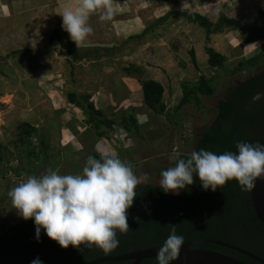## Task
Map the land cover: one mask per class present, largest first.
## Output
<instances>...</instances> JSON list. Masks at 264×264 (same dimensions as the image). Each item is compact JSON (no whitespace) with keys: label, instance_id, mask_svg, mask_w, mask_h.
I'll return each mask as SVG.
<instances>
[{"label":"rangeland","instance_id":"374dc122","mask_svg":"<svg viewBox=\"0 0 264 264\" xmlns=\"http://www.w3.org/2000/svg\"><path fill=\"white\" fill-rule=\"evenodd\" d=\"M254 2L113 0L112 19L93 13L88 22L93 32L77 47L62 29L60 14L79 0H0V235L24 220L8 196L30 176L24 170L30 157L21 159L17 146L24 124L33 128L32 147L39 151L45 138L53 150L37 176L48 170L79 174L89 156H118L136 175L148 174L147 184L159 185L161 172L194 151L199 134L216 120L214 110L227 88L264 70V59L242 72L239 65L259 56L264 46V14L256 17ZM187 14L207 19L211 33ZM70 43L76 56L64 47ZM209 49L221 52L224 71L209 65ZM192 52L202 68L193 79L186 72V62L196 68ZM160 72L170 78L162 80L169 90L167 116L154 113L143 100V83ZM201 74L208 80L220 74L224 83L217 81L215 95L203 96L200 107L192 103L176 112L182 84H195ZM72 93L90 95L107 118L118 122L134 109L143 139L123 128L112 132L117 141L99 138L88 115L70 102ZM19 169L17 177L13 171Z\"/></svg>","mask_w":264,"mask_h":264},{"label":"trees","instance_id":"16d2710c","mask_svg":"<svg viewBox=\"0 0 264 264\" xmlns=\"http://www.w3.org/2000/svg\"><path fill=\"white\" fill-rule=\"evenodd\" d=\"M186 17L191 22H200L207 32L211 33L207 19L193 14H187ZM231 23L233 21H230L229 25ZM64 47L73 56L77 55L73 43L64 44ZM207 53L210 56L209 65L224 71L225 58L213 49H209ZM263 54L264 47L259 56L239 64L240 71L248 66L254 68L257 62L263 61ZM192 58L194 66L198 68L193 52ZM217 81L224 83L220 74L211 80L201 75L196 84L183 83V98L176 112L192 103L200 107L203 96L210 98L215 95ZM142 92L143 100L151 111L160 115H170L164 103L165 88L160 82L145 81ZM258 94H264V70L228 87L224 99L214 110L217 114L216 120L199 134L194 150L205 149L219 155L229 151L237 152L236 144L241 141L264 144V95ZM68 97L71 103L88 115V121L99 138L106 137L113 141L112 132L114 134L117 128H123L143 139L137 118L133 113L134 109L131 110L132 113L124 114L118 122L107 118L105 113L91 101L90 95L78 96L72 93ZM24 126L17 144L21 151L19 157L21 159L30 157L24 170L28 171L27 174L30 176L37 175L39 167L43 163L47 164L53 150L45 138L40 139L42 148L39 151L32 147L30 142L33 128L25 124ZM25 145L27 148L22 149ZM188 156L189 154H183L178 159H186ZM94 157L99 160L98 156L94 155ZM1 161H3L2 150H0ZM13 172L19 177L22 171L19 169ZM136 193L133 207L129 209L130 229L123 235L118 232L119 247L111 254L105 255L96 247L81 246L77 249L70 245L64 249L47 237L43 231L40 241L37 242L34 220H23L1 233L0 264H31L37 257L43 264H87L98 258L116 257L161 247L170 233V224L175 225L177 234L184 237V244L201 241L193 248L225 254L248 264H259L238 251L206 242L221 241L264 260V224L255 213L252 190L243 191L237 181L230 180L217 191L212 192L205 191L197 177L195 183L182 190L178 196L165 194L159 185L143 183L137 187ZM103 264H133V262ZM141 264H157V261L156 258L147 259Z\"/></svg>","mask_w":264,"mask_h":264},{"label":"clouds","instance_id":"9594fccd","mask_svg":"<svg viewBox=\"0 0 264 264\" xmlns=\"http://www.w3.org/2000/svg\"><path fill=\"white\" fill-rule=\"evenodd\" d=\"M97 11L102 20H111L113 0H79L77 7L60 14L62 29L77 47L93 32L88 22ZM236 148L237 152L219 155L205 149L192 151L188 158L178 159L174 167L161 172L159 187L165 194L178 196L198 177L205 191L215 192L230 180L237 181L243 191L253 190L257 180L264 178V144L241 141ZM149 180L148 174L136 175L118 156L99 160L89 156L82 173L48 170L29 176L8 196L19 217L34 220L37 242L43 231L64 249L70 245L77 249L96 247L108 255L119 247L118 232L123 235L130 229L129 209L137 197V187ZM183 245L184 237L170 224V233L156 255L157 264H173ZM31 264L43 262L37 257Z\"/></svg>","mask_w":264,"mask_h":264},{"label":"water","instance_id":"95a60500","mask_svg":"<svg viewBox=\"0 0 264 264\" xmlns=\"http://www.w3.org/2000/svg\"><path fill=\"white\" fill-rule=\"evenodd\" d=\"M252 203L257 218L264 224V178H259L256 182L255 188L252 190ZM200 242L184 244L181 248L179 258L176 261H173V264H248L225 254L193 248L194 245ZM206 242L238 251L248 256L252 260L258 262L259 264H264V260L243 249L225 244L221 241ZM159 248L160 247L149 248L116 257L98 258L91 262H88L87 264H103L108 262L130 261L133 262V264H141L144 260L156 258Z\"/></svg>","mask_w":264,"mask_h":264},{"label":"crops","instance_id":"0c3cea01","mask_svg":"<svg viewBox=\"0 0 264 264\" xmlns=\"http://www.w3.org/2000/svg\"><path fill=\"white\" fill-rule=\"evenodd\" d=\"M254 6H255V10H257V15H256V17H259V15H262V14H264V13H262V11L264 12V0H255V2H254V4H253ZM242 7H243V5H241ZM242 7H240L241 9H243ZM257 8V9H256ZM248 12V11H247ZM256 17L254 18V20H253V22H255V20H256ZM244 21V20H243ZM251 24V23H250ZM249 24V25H250ZM251 44V43H250ZM251 46V45H250ZM262 47H264V46H262ZM194 53V52H193ZM217 53H220L221 54V52L220 51H218ZM195 54V53H194ZM222 55V54H221ZM207 57H209V56H207ZM196 60H197V63H198V69L197 68H194V71L192 70L193 68L190 66V63L189 62H186L187 63V71L186 72H188L189 71V73L191 74L190 76H191V79H193L195 76H196V74H195V71L196 70H199V69H202L201 67H200V62L198 61V59H197V56H196ZM208 62V61H207ZM202 65V64H201ZM185 66V65H184ZM203 66V65H202ZM165 74V73H164ZM163 74V72H160V73H156V76L158 77L157 79L156 78H153L152 80H155V81H158V82H160V83H162V85L164 86V88H165V94H164V103L166 104V101H165V98H166V96H167V94L169 93V90H167L166 89V87H165V85H166V83L168 82V80L170 81V78H169V76H167L166 74V76ZM185 75V74H184ZM202 75V74H201ZM158 79H161V80H158ZM162 80H167V82L166 83H163L162 82ZM185 83H189V82H185ZM196 83H197V81H196ZM195 83V84H196ZM168 97V96H167ZM167 105V104H166ZM137 118V117H136ZM138 120V119H137Z\"/></svg>","mask_w":264,"mask_h":264},{"label":"built area","instance_id":"2783aa9c","mask_svg":"<svg viewBox=\"0 0 264 264\" xmlns=\"http://www.w3.org/2000/svg\"><path fill=\"white\" fill-rule=\"evenodd\" d=\"M118 129H119V130H118ZM117 130H118V131H121V129H120V128H117V129H116V131H117ZM116 131H115V133H116Z\"/></svg>","mask_w":264,"mask_h":264}]
</instances>
